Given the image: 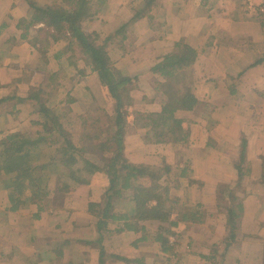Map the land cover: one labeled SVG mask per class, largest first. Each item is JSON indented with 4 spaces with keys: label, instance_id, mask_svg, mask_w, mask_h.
Here are the masks:
<instances>
[{
    "label": "crops",
    "instance_id": "0c3cea01",
    "mask_svg": "<svg viewBox=\"0 0 264 264\" xmlns=\"http://www.w3.org/2000/svg\"><path fill=\"white\" fill-rule=\"evenodd\" d=\"M38 1L40 6L48 4ZM160 1V5L165 2ZM185 3L188 6L184 8L177 5L176 14L171 11L161 14L164 22L155 28L146 18L131 20L135 13H120L107 0V9L90 23V26L102 27L110 19L122 18L125 20L118 25L128 24L127 28L136 35L132 48H126L124 53L114 51L113 56L117 69L137 79L130 96L135 104L146 107L145 110L131 107L130 112L136 111L143 116L159 112L166 100L156 89L161 79L150 73L151 67L162 56L173 53L176 42L196 52L193 65L185 70V83L198 102L194 112L182 115L190 122L184 123L189 141L156 143L150 138L148 128H134L131 123L132 128L123 142V154L128 163L158 170L169 167L174 184H169L170 176L165 175L167 185L181 208L174 216H186L174 229L176 236H168L175 253L161 254L152 242L133 246L137 236L132 232H116L121 228L120 223L107 222L100 228L102 230L97 228L87 211L88 203H99V193L107 186L108 179L96 174L89 185L74 187L55 208L41 213L37 219L33 218L37 211L35 206L11 213L6 211V198H3V204L0 203V264H99V243L107 247L104 264H135L141 256H145L142 264H264V185L260 183L264 159V61L260 62L259 18L254 17L264 0H185ZM29 4L23 0H0V98L21 87L43 85L39 79H43L45 69L51 66L56 70L62 68L61 71L78 68L76 74L80 80L76 87L82 88L76 90L77 96L73 95L74 89L68 93L74 101L69 110L76 115L77 125L72 126L77 131L78 116L84 105L81 103L87 104L89 96L97 98L104 91L94 75L84 71L86 68L80 61L76 66L67 64L70 52L65 43L51 45L44 63L38 52L19 39L21 31L17 24L21 19H30ZM195 5L198 12L190 15ZM86 24L85 31H89ZM165 28L162 37L156 40L154 33ZM56 70L52 74L57 73ZM61 76L62 73L59 78ZM7 106L0 107V139L4 133L21 131L25 123L34 119L30 113H24L26 109L21 111L16 107L8 111ZM65 126L71 131L69 125ZM242 138L246 148L245 161L240 165ZM181 169L185 172L182 178L179 177ZM99 178H103V185L95 186ZM235 183H240L242 188L239 197L243 213L238 237L224 250L221 241L228 230L224 217L218 212L222 197L219 189ZM122 203L119 204L121 208L116 205L112 211L133 216V202ZM143 225L152 234L158 223L145 222ZM251 239L258 242L255 252L254 244L245 241Z\"/></svg>",
    "mask_w": 264,
    "mask_h": 264
},
{
    "label": "trees",
    "instance_id": "16d2710c",
    "mask_svg": "<svg viewBox=\"0 0 264 264\" xmlns=\"http://www.w3.org/2000/svg\"><path fill=\"white\" fill-rule=\"evenodd\" d=\"M63 1L70 2L69 8L60 0H50L44 6H40L37 0H23L27 4L31 2L29 9L32 14L29 20H19V39L38 52L44 63L47 62L51 45L65 43L70 52L67 64L76 66L79 60L84 61L89 74L94 75L107 99L112 101V113L96 107L99 106L98 97L89 96L87 104L81 103L84 105H81L82 114L78 116V130L65 128L60 120L62 113L58 115L56 111L62 105L70 112L69 105L74 101L67 94L66 101L53 104L62 87L58 82L62 68L43 85L29 87L24 93L16 90L0 98V107L8 105V111L16 107L22 111L23 108L29 111L27 114L34 116L28 123L31 130L4 133L0 139V203L2 205L3 198H6L5 209L11 213L35 206L37 211L33 218L37 219L41 213L55 208L74 187L89 185L94 175L102 174L107 177L108 184L99 193V203L89 202L87 209L97 228H103L107 222L120 223L121 228L116 232H132L137 236L133 246L152 242L158 245L161 254L173 255L174 244L169 242L168 236H176L174 229L186 216H174L181 208L179 200L170 195L171 188L167 185L165 175H170L169 167L158 170L128 163L123 154V142L132 125L134 128H148L150 138L156 143L189 141L184 123L190 122L182 115L194 112L198 102L186 86L185 70L193 65L196 52L175 43L177 51L162 56L150 69L151 74L161 79L156 85V89L166 98L161 110L144 116L136 111L129 112L128 109L135 104L130 92L137 79L124 75L111 60L114 51L125 52V28L128 24L101 39L97 32L87 33L84 25L104 13L107 0ZM159 1L141 0V9L135 12L131 20L146 17L152 22L150 11ZM254 17L259 18L262 34L261 62L264 61V4ZM63 113L66 114L64 109ZM245 148L242 138L240 165L245 161ZM181 170L179 177L182 178L185 172ZM142 181H147V184L141 185ZM260 183L264 185V159ZM239 184L219 189L222 197L218 212L224 217L228 230L221 241L224 250L238 237L243 213L242 198L239 197L242 188ZM125 201L133 202L134 214L131 217L112 211L114 206ZM145 222L158 223L156 231L148 233L143 225ZM98 246V263L104 264L107 247L100 243ZM144 257L141 256L134 263L142 264Z\"/></svg>",
    "mask_w": 264,
    "mask_h": 264
},
{
    "label": "rangeland",
    "instance_id": "374dc122",
    "mask_svg": "<svg viewBox=\"0 0 264 264\" xmlns=\"http://www.w3.org/2000/svg\"><path fill=\"white\" fill-rule=\"evenodd\" d=\"M109 2H110V5L111 6H113L112 8H115V9H117L118 8V12H120V13H122V12H124L125 11V15L127 14V12H128V14H130V12H131V14L130 15H132L133 13H135V11H137L138 9H141V0H108ZM131 1H132V4L130 5V3H131ZM183 1V5L181 4V2ZM40 4L42 3V4H49V2H50V0H39L38 1ZM60 2L62 3V2H64L63 4H64V6L65 7H67V8H69V4H70V2H68V1H63V0H60ZM107 2V1H106ZM225 3V2H224ZM161 4V1L157 4V6L155 5V7H152V9H151V11H150V15H151V17H152V22H150L151 23V25H153V26H155V28H156V26H158V25H160V23L163 21L164 22V18L162 17V15L161 14H165V13H170V11L172 12V13H177L178 11V6L179 5H181L183 8H184V5H187L186 3H185V0H165V2H163L162 3V5H160ZM174 4V5H173ZM135 5V6H134ZM171 5V6H170ZM178 5V6H177ZM224 5V4H223ZM132 6H134V7H132ZM188 6V5H187ZM226 6V5H225ZM229 8H234V6L233 7H229ZM191 13H190V15L191 14H193L194 12L195 13H197L198 12V7L195 5V6H192L191 7ZM184 11H185V9H184ZM111 13H112V11H111ZM175 13V14H176ZM218 15V14H217ZM123 18H125V17H123ZM144 18H146V17H144ZM125 19H120V18H115L114 19V21L113 20H109V22H108V24L105 26H102V27H100V26H97V25H95V26H90V23L91 22H88L87 24H86V28L87 27H89L90 29H89V31H86L87 33H90V32H95V31H98L99 32V36H100V38L101 39H103V38H105L104 37V35L107 33V34H109V33H111L112 31H114L115 29H118V28H120L121 26L120 25H118V24H120L121 22H123ZM171 26H174V24H172ZM193 29H195L194 28V26H193ZM207 29V28H206ZM84 30H86L85 28H84ZM91 30V31H90ZM157 30V29H156ZM125 31H126V33H127V40H126V42H124V48L126 49H130V48H132V46H134V41H135V34L134 33H132L131 31H130V29H128V28H125ZM141 31V30H140ZM139 31V32H140ZM159 30H157L155 33H154V38H156V40L159 38V37H162V33L164 32V31H166V28L165 29H163V30H161V31H159ZM172 39H174V38H172ZM135 43H138V42H135ZM176 43H178V42H176ZM186 48L189 50V51H194V49L193 48H188V45L186 46ZM177 51V48L175 47V50H174V52L173 53H175ZM145 55V53L143 54V55H141L140 57H143ZM111 60L112 61H114V66H116V57H114V56H112V58H111ZM81 63V66H82V64H83V68H84V61L81 59V60H79ZM119 64V63H118ZM117 64V65H118ZM28 65H29V62H28ZM27 68H29V67H27ZM43 68H44V66H43ZM81 68V67H80ZM86 69L84 70L85 72H87V73H89V68H87V67H85ZM54 70H56V67H53V66H51L50 67V69L49 68H46L45 69V75L43 76V79L41 80V79H39L41 82H43V83H45V82H48V80H51L52 79V72L54 71ZM58 70H56V72H57ZM77 71H78V68H77V70L75 71V68H72V67H69V68H67L66 69V71L65 70H63L62 71V74H63V77L61 76L60 78H58V82L62 85V88H61V91H59V93H58V96H57V99H56V102H59V101H61V100H64V101H66L67 100V94L68 93H70V91L71 90H73L74 89V93H73V95H75L76 93H77V91L76 90H78L79 88H82V86L80 87H76V83H77V80H80V77L76 74L77 73ZM67 74V75H66ZM66 77V78H65ZM71 78H73V81H70V79ZM187 86V85H186ZM36 87V86H35ZM24 88V87H23ZM22 87L21 88H19L18 90H20V92L21 93H24L26 90H27V88H24L23 89ZM72 92V91H71ZM104 94V93H103ZM99 95L98 96V101H99V106H96V107H100V108H103V109H105L107 112H109V113H112V101L110 102L109 101V99H107V95L105 94V95ZM69 96V95H68ZM76 96H77V94H76ZM70 97V96H69ZM78 107V106H77ZM76 107V108H77ZM145 107L146 106H144L143 104H135L132 108L133 109H138V110H145ZM63 109H64V111L66 112V114H64L63 113ZM130 110H132V109H128V111L130 112ZM26 113L25 114H27V112H29L28 110H26L25 111ZM57 112V114L58 115H60L61 113V115H60V120H62V123L63 124H65V125H69L70 126V129H73L76 125H77V122H76V115L75 114H73L72 115V112L70 113V112H68V111H66V109L64 108V106H62L61 105V107L58 109V111H56ZM98 114V113H97ZM71 117H73V119H70ZM72 125H74V127L72 126ZM23 129H25V130H31V129H29V127H28V123H25V125H24V127H23ZM22 129V130H23ZM77 129V128H76ZM74 130V129H73ZM78 130V129H77ZM170 176V175H169ZM173 176V175H172ZM172 179H173V177H168V180H169V184H171L172 183ZM103 178H99L98 179V182H96V183H94V185L95 186H102L103 185ZM143 183L141 184V185H145V184H147V181H142ZM172 184H174V183H172ZM120 204H123V203H120ZM127 204L126 203H124V206H126ZM117 207L119 208H121V205H117ZM204 238H205V235H204ZM214 241V240H213ZM246 242H247V244L248 243H251V244H254V248H252L253 249V251L255 252V249L257 250V247H256V245H258V242H256L255 240H245ZM207 242H208V240H207ZM210 242V241H209ZM157 245V244H156ZM158 246V245H157ZM152 254H154V253H151V255ZM157 253L155 252V255H156ZM180 254H181V252H180ZM218 264H220V263H218Z\"/></svg>",
    "mask_w": 264,
    "mask_h": 264
},
{
    "label": "built area",
    "instance_id": "2783aa9c",
    "mask_svg": "<svg viewBox=\"0 0 264 264\" xmlns=\"http://www.w3.org/2000/svg\"><path fill=\"white\" fill-rule=\"evenodd\" d=\"M153 204V203H152Z\"/></svg>",
    "mask_w": 264,
    "mask_h": 264
}]
</instances>
